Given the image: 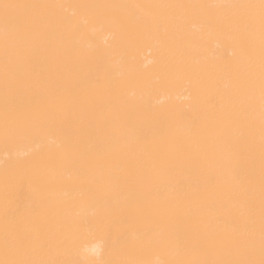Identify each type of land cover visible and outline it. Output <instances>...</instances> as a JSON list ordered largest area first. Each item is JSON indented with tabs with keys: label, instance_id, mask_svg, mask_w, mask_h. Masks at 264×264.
I'll return each instance as SVG.
<instances>
[{
	"label": "bare ground",
	"instance_id": "bare-ground-1",
	"mask_svg": "<svg viewBox=\"0 0 264 264\" xmlns=\"http://www.w3.org/2000/svg\"><path fill=\"white\" fill-rule=\"evenodd\" d=\"M0 264H264V0H0Z\"/></svg>",
	"mask_w": 264,
	"mask_h": 264
}]
</instances>
